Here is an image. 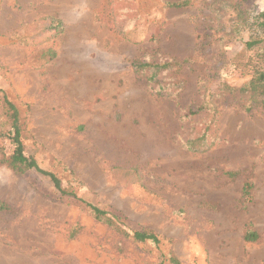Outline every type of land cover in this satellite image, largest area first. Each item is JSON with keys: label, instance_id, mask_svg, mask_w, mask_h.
<instances>
[{"label": "rangeland", "instance_id": "obj_1", "mask_svg": "<svg viewBox=\"0 0 264 264\" xmlns=\"http://www.w3.org/2000/svg\"><path fill=\"white\" fill-rule=\"evenodd\" d=\"M165 1L177 0H0V89L18 108L25 153L75 178L78 197L125 231L160 238L136 242L46 175L0 164V264H264V115L218 95L215 143L186 146L203 116H186L199 80L222 64L227 84L248 79L243 41L264 0ZM138 58L184 63L151 81ZM160 82L178 89L164 95Z\"/></svg>", "mask_w": 264, "mask_h": 264}, {"label": "trees", "instance_id": "obj_2", "mask_svg": "<svg viewBox=\"0 0 264 264\" xmlns=\"http://www.w3.org/2000/svg\"><path fill=\"white\" fill-rule=\"evenodd\" d=\"M192 0H177L165 1L166 7H184L190 4ZM244 10H239V17L245 13ZM238 22V21H237ZM252 33L248 39L243 41V49L250 54L246 60H242L240 74H248V79L240 86L234 87L225 82L222 77L221 69H224L227 64L220 65L214 76L211 78H201L199 85L202 88V97L195 108L188 109L186 116L203 113L202 118L196 120L191 126L189 136L186 140V146L189 151L203 152L209 149L216 141V122H217V105L215 97L221 94L227 96L238 102L246 111L257 109L264 115V9L256 11L250 20ZM57 28V23L56 27ZM234 31V30H232ZM236 31V29H235ZM237 34V33H234ZM222 59L224 52L221 50ZM230 59V67L232 66ZM184 60L177 59H163L161 61H149L138 58L133 62L135 71L144 74L147 79L153 81L161 75H170L183 65ZM234 69V68H233ZM220 71V73H219ZM227 72L230 70L227 69ZM180 85V82H176ZM158 88L164 95H172L178 88H174L171 83H158ZM170 88H174L170 91ZM0 108L3 116L8 123V129L5 132L0 131V164L6 165L15 173H24L29 169H35L49 177L54 187L64 196L74 197L85 204L87 212L97 221L103 222L115 230L130 236L132 240L139 243H152L157 245L160 243V238L152 229L143 228L134 230L131 233L125 231L120 224H118L114 217H112L104 209L85 202L77 195V186L79 182L72 176L63 179L58 176L55 171L45 170L41 168L33 155L26 154L22 143V127L19 118V111L16 105L8 98L5 92L0 89ZM8 138L13 144V149L7 153L3 140ZM64 169L66 167H63ZM248 186H245V192L248 193ZM258 234L254 231L247 230L244 234V239L255 240ZM171 264H179V261L174 256H169Z\"/></svg>", "mask_w": 264, "mask_h": 264}]
</instances>
